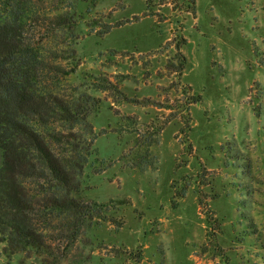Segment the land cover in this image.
Returning <instances> with one entry per match:
<instances>
[{"label":"rangeland","instance_id":"rangeland-1","mask_svg":"<svg viewBox=\"0 0 264 264\" xmlns=\"http://www.w3.org/2000/svg\"><path fill=\"white\" fill-rule=\"evenodd\" d=\"M32 3L29 41L73 70L49 85L98 103L80 194L117 210L88 229L91 264H127L112 251L138 247L140 264H264V0ZM102 16L113 26L98 35L86 22ZM0 264H18L1 244Z\"/></svg>","mask_w":264,"mask_h":264},{"label":"trees","instance_id":"trees-1","mask_svg":"<svg viewBox=\"0 0 264 264\" xmlns=\"http://www.w3.org/2000/svg\"><path fill=\"white\" fill-rule=\"evenodd\" d=\"M82 1L93 5L98 0ZM37 13L32 0H0V244L7 260L17 258L18 264H91L90 252L84 251L90 243L88 229L98 221H111L108 211L117 210L110 204L89 203L80 194L96 137L88 117L98 103L76 88L69 97L52 88L61 84L59 73L65 76L73 70L54 64L44 47L29 41L28 26ZM59 20L66 29L73 28L72 18ZM86 25L100 26L98 35L113 26L104 16ZM185 43L181 38L176 46L179 64L173 71L179 76L186 63L180 50ZM53 72L58 79L50 76ZM192 99L189 105L199 97ZM104 165L96 166L95 174L112 164ZM217 230L218 225L211 228ZM74 247L80 256L70 261L67 255ZM120 255L127 264H140L142 250L112 251V256Z\"/></svg>","mask_w":264,"mask_h":264}]
</instances>
